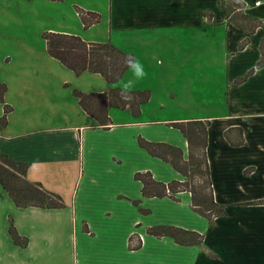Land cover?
Listing matches in <instances>:
<instances>
[{"label":"crops","instance_id":"0c3cea01","mask_svg":"<svg viewBox=\"0 0 264 264\" xmlns=\"http://www.w3.org/2000/svg\"><path fill=\"white\" fill-rule=\"evenodd\" d=\"M78 1L0 0V83L6 85L0 116L9 109L0 152L30 162L27 179L65 203L21 207L0 185V264H264V204L250 203L264 199V65L257 68L264 0H242L241 13L263 21L253 33L248 21L238 22L240 9L228 13V0H94V7ZM77 6L101 20L85 27ZM47 31L109 42L138 57L149 75L133 90L151 92L141 113L111 107L110 123L100 124L75 90L121 88L130 71L115 84L99 72L77 74L49 53ZM168 106L181 115L153 116ZM193 119L210 122L213 189L226 206L212 222L193 208L189 191L178 200L143 197L135 179L145 170L159 181L184 179L138 138L179 146L188 158V139L171 124ZM240 128L245 142L234 145L226 131L238 139ZM135 208L161 214L144 221ZM11 221L28 238L26 246L14 242ZM157 225L204 239L187 245L157 237L148 231Z\"/></svg>","mask_w":264,"mask_h":264},{"label":"trees","instance_id":"16d2710c","mask_svg":"<svg viewBox=\"0 0 264 264\" xmlns=\"http://www.w3.org/2000/svg\"><path fill=\"white\" fill-rule=\"evenodd\" d=\"M228 13L240 9L237 15H240L241 24L248 21L249 30L253 33L258 25L263 21L253 18L249 14L241 13L246 3L242 0H228ZM85 27H89L95 22L101 20V15L94 11L85 10L77 6ZM232 18V16H230ZM238 17V16H237ZM47 41L49 53L62 61L77 74L86 70L101 73L109 83L115 84L128 69L125 65L127 53L114 44L87 42L79 35L65 34L59 32L47 31L43 34ZM249 38L244 40L240 48H244ZM262 59L257 64V68L264 65V38L261 43ZM253 71V70H252ZM238 80L237 82H240ZM6 85L0 83V102H4V93ZM83 108L95 117L100 124L108 125L111 121L109 109L111 107L126 108L129 106L134 115L141 113V105L146 103L150 97V90H133L134 101L130 104L125 103L120 98V87L111 86L104 92L86 93L75 90ZM9 111L6 108L5 112ZM6 113L0 116V132L7 126ZM208 120L193 119L187 121L173 122L171 125L179 129L188 139L189 154L185 158L181 147L166 142L151 141L143 136L138 138L141 147L145 148L151 155L157 156L167 162L179 171L184 179L164 182L157 180L150 170L137 171L135 179L142 183L143 197H170L178 200L177 194L182 191H189L192 196V205L195 210L203 216L214 221L217 217L226 212V206L220 204L215 199L213 182L211 178V169L207 156L208 145ZM240 128V137L232 138L230 130L226 131V136L234 145H241L245 142ZM30 162L17 160L7 154L0 152V185L8 192L13 201L21 207L39 206L44 208H61L65 206L61 195L49 191L40 182H32L27 179V170ZM139 204L140 200H135ZM252 204H264V199L250 202ZM144 212L147 210L142 209ZM149 233L157 237L170 236L176 242L181 244H199L203 241V234L187 230L185 228L173 225H157L148 229ZM9 232L16 244L26 246L28 238L22 237L14 222L11 221ZM133 235L131 238L134 239ZM142 244V238L138 236V245ZM134 247V246H133Z\"/></svg>","mask_w":264,"mask_h":264},{"label":"clouds","instance_id":"9594fccd","mask_svg":"<svg viewBox=\"0 0 264 264\" xmlns=\"http://www.w3.org/2000/svg\"><path fill=\"white\" fill-rule=\"evenodd\" d=\"M125 65L131 73V78L122 82L120 88V98L125 103L130 104L134 101L132 91L135 84L139 81L145 80L149 73L146 70L144 63L138 57H134L132 54L126 58Z\"/></svg>","mask_w":264,"mask_h":264},{"label":"rangeland","instance_id":"374dc122","mask_svg":"<svg viewBox=\"0 0 264 264\" xmlns=\"http://www.w3.org/2000/svg\"><path fill=\"white\" fill-rule=\"evenodd\" d=\"M71 1V0H69ZM78 2H82L85 5H88L90 7H94L95 4H93L94 0H79ZM199 80L196 81V85L195 87L199 86ZM157 115V116H156ZM181 115V113L179 111H177L176 108H174L173 106H168L166 109H162L161 112L159 111L158 114H153V116L156 117H160V118H166V117H175V116H179ZM135 212H139L140 216L143 218L144 221H154V217L157 218L158 216H160V209L159 208H155L154 212L152 214H144V212L142 211H138V209L135 208Z\"/></svg>","mask_w":264,"mask_h":264},{"label":"built area","instance_id":"2783aa9c","mask_svg":"<svg viewBox=\"0 0 264 264\" xmlns=\"http://www.w3.org/2000/svg\"><path fill=\"white\" fill-rule=\"evenodd\" d=\"M259 3V2H258Z\"/></svg>","mask_w":264,"mask_h":264}]
</instances>
